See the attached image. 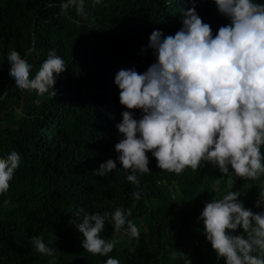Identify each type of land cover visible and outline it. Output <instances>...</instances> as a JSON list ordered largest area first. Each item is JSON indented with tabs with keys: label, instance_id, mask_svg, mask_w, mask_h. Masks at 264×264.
<instances>
[{
	"label": "trees",
	"instance_id": "obj_1",
	"mask_svg": "<svg viewBox=\"0 0 264 264\" xmlns=\"http://www.w3.org/2000/svg\"><path fill=\"white\" fill-rule=\"evenodd\" d=\"M60 3L0 0V92L6 93L0 98V158L12 151L20 155L9 190L0 195V264H47L51 258L35 251L33 236L56 249V264H105L107 256L83 249L76 227L83 214H77L79 209L112 213L118 207L131 209L128 219L140 230L134 239L126 225L115 232L105 222L100 235L117 241L109 256L120 264H225L204 235L200 213L206 202L230 191L241 193L245 208L264 213V201L256 206L264 176L255 181L224 177L211 163L176 175L160 170L147 152L150 173L138 175L139 186L133 185L115 150L122 138L116 124L127 109L114 78L122 68L144 73L155 62L148 48L152 32L174 36L183 13L193 7L213 36L230 21L214 0H101L95 6L84 0V16L74 8L62 12ZM13 50L33 66L32 78L50 51L65 61L55 97L16 88L7 61ZM133 115L142 117L139 110ZM108 159L118 169L97 175ZM134 191L140 192L139 200ZM230 234L246 237L242 228Z\"/></svg>",
	"mask_w": 264,
	"mask_h": 264
},
{
	"label": "clouds",
	"instance_id": "obj_2",
	"mask_svg": "<svg viewBox=\"0 0 264 264\" xmlns=\"http://www.w3.org/2000/svg\"><path fill=\"white\" fill-rule=\"evenodd\" d=\"M99 3L101 0H93L94 6ZM214 3L230 21L215 36L193 7L183 13L182 27L174 36L152 32L148 48L153 50L155 62L144 73L122 68L115 75L119 102L127 109L116 124L122 138L115 150L127 181L137 187L138 175L150 173L147 152L156 158L160 170L176 175L186 168L195 172L211 163L224 177L255 181L264 176V3ZM48 6L55 5L50 2ZM60 8L62 12L74 8L77 15H86L84 0H61ZM7 61L16 88L35 91L41 97L57 95L56 77L66 65L54 50L34 78L33 66L17 51H10ZM4 95L0 92V98ZM135 110L141 111L140 119L134 118ZM19 164L16 151L0 158V195L8 192ZM117 169L116 161L108 159L95 173L102 177ZM132 195L135 200L141 198L139 191ZM240 196L239 191H230L205 203L199 217L204 235L225 264H264V213L245 208ZM258 197L257 207L264 201V188ZM171 199H176L175 194ZM81 214L82 222L76 227L83 237V249L93 256H107L105 264H120L109 256L117 241H108L100 234L109 221L115 232L126 225L127 235L138 239L140 230L128 219L131 209L118 207L103 214L79 209L77 216ZM238 228L246 237L230 234ZM31 243L36 252L51 258L47 264H56V249L45 244L42 237L33 236ZM185 264L191 261L185 260Z\"/></svg>",
	"mask_w": 264,
	"mask_h": 264
},
{
	"label": "built area",
	"instance_id": "obj_3",
	"mask_svg": "<svg viewBox=\"0 0 264 264\" xmlns=\"http://www.w3.org/2000/svg\"><path fill=\"white\" fill-rule=\"evenodd\" d=\"M194 243H196V241H194Z\"/></svg>",
	"mask_w": 264,
	"mask_h": 264
}]
</instances>
